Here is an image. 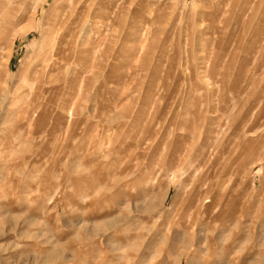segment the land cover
<instances>
[{
	"label": "rangeland",
	"instance_id": "1",
	"mask_svg": "<svg viewBox=\"0 0 264 264\" xmlns=\"http://www.w3.org/2000/svg\"><path fill=\"white\" fill-rule=\"evenodd\" d=\"M61 4L0 0V264H264V0Z\"/></svg>",
	"mask_w": 264,
	"mask_h": 264
},
{
	"label": "bare ground",
	"instance_id": "2",
	"mask_svg": "<svg viewBox=\"0 0 264 264\" xmlns=\"http://www.w3.org/2000/svg\"><path fill=\"white\" fill-rule=\"evenodd\" d=\"M68 1H71V5H70V8H68V11H67V6H65L64 7V5L63 4H61L58 8L56 7V11H54V19L52 20L53 21V23H52V28H60L59 30L62 32L60 35L58 34V40H64L65 38L66 39H69L68 38V35H71L72 33H74L75 31H74V29L73 30H71L70 29V27H75V25L77 24V21L79 20L77 17L80 15H78L77 14V16H73V14L75 13V12H77V10H80V9H83V8H85V7H83V6H85V4L84 3H87L88 2V0H85V2H83V4H81L82 2L81 1H84V0H68ZM99 1V0H98ZM99 4V3H98ZM69 6V5H68ZM35 11V10H34ZM78 13V12H77ZM90 20V19H89ZM49 24H50V22H49ZM81 24V23H80ZM87 25V24H86ZM51 26V25H50ZM83 27H84V25H83ZM87 27V26H86ZM62 29V30H61ZM60 31H59V33H60ZM74 31V32H73ZM57 33V32H56ZM77 34H78V32H77ZM76 34V35H77ZM81 35V34H80ZM67 42V46H71V44H72V40H70V41H66ZM47 43V42H46ZM59 43V42H58ZM60 44H61V42H60ZM75 44V43H74ZM57 47V46H56ZM69 49V48H68ZM72 49H74V48H72ZM52 52V53H51ZM51 52H50V55L52 54V56H53V58H54V61L55 60H57V63L58 62H60V60L62 61H64V62H69V61H71V56H72V52L71 51H66V53H64L63 55H61L60 54V52H61V50H60V47L57 49V51L55 50V53L53 52V48L51 49ZM41 55V54H40ZM42 55H44V56H41V57H45V53H43ZM38 56V55H37ZM40 57V58H41ZM45 58H47V57H45ZM51 58V57H50ZM44 60V59H43ZM46 61L47 62H49V59H46ZM45 61V62H46ZM38 62H41V61H38ZM44 63V62H43ZM42 63V64H43ZM57 63H56V65H57ZM61 64H62V62H60ZM39 64V63H38ZM58 65V66H55V65H53L52 64V68H53V70L56 72V74H51V75H48V77L47 76H45V79H44V81H43V84L41 85V86H39L40 88H43L42 86H49V84H56V83H58V81L60 80V77H61V72L63 71V70H61V69H64V67H62L63 66V64L62 65ZM44 65V68H45V65L46 64H43ZM65 65V64H64ZM68 65H69V63H68ZM67 65V66H68ZM38 66V65H37ZM67 66H65V67H67ZM49 67V66H48ZM39 68V67H38ZM37 68V69H38ZM43 68V69H44ZM68 69V68H67ZM31 70V69H30ZM40 71V70H39ZM39 71H36V72H39ZM46 71H49V70H47L46 69ZM41 72V71H40ZM30 73H31V71H30ZM36 75V74H35ZM38 75V74H37ZM31 76V75H30ZM29 77V76H28ZM47 77V78H46ZM88 77V76H87ZM31 78H32V76H31ZM31 78H30V80H31ZM67 79V78H66ZM33 80V79H32ZM88 80V79H87ZM36 83L35 84H32L33 82H35V80H33L32 81V85H30V89H31V91L34 89V86L36 87V85L39 83L38 81H39V79H36ZM29 82H31V81H29ZM38 86V85H37ZM38 87V88H39ZM57 87V86H56ZM59 87V86H58ZM37 88V89H38ZM59 89V88H58ZM32 99V98H31ZM41 99V98H40ZM43 100V99H42ZM41 100V101H42ZM36 101V100H35ZM32 102V101H31ZM41 103V102H40ZM39 104V103H38ZM42 104V103H41ZM30 105V104H29ZM36 107H39V105L38 106H36ZM22 108V107H21ZM29 108V107H28ZM27 108V105H26V108L24 109V110H27L28 109ZM34 109V108H33ZM33 109H31V110H33ZM37 109V108H36ZM29 110V109H28ZM40 111V110H39ZM22 112V111H21ZM25 112V111H24ZM29 113V112H28ZM37 113V112H36ZM35 113V114H36ZM43 115H44V113H39L38 115H37V117H36V119L34 120V124L35 125H38L39 124V122L41 121V119H42V117H43ZM32 116V115H31ZM34 118V117H33ZM24 120V121H23ZM33 120V119H32ZM13 121H14V119H13ZM20 121V120H19ZM21 121L22 122H19V124H18V126H19V129H17L18 130V133H17V138H19V137H22L23 136V130H22V124H23V122H25V121H28V118H26L24 115H22V117H21ZM16 122V121H15ZM15 126V125H14ZM17 126V127H18ZM12 131V130H11ZM13 133V132H12ZM14 137V134H13V136H12V138ZM15 138V137H14ZM30 222L28 221V222H25V224H29ZM132 258V257H131Z\"/></svg>",
	"mask_w": 264,
	"mask_h": 264
}]
</instances>
